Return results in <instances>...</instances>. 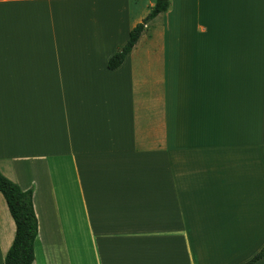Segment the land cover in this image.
<instances>
[{"label": "crops", "instance_id": "obj_1", "mask_svg": "<svg viewBox=\"0 0 264 264\" xmlns=\"http://www.w3.org/2000/svg\"><path fill=\"white\" fill-rule=\"evenodd\" d=\"M157 1L0 0V171L33 191L32 264L264 246V0H171L109 69ZM15 234L0 191V264Z\"/></svg>", "mask_w": 264, "mask_h": 264}, {"label": "trees", "instance_id": "obj_2", "mask_svg": "<svg viewBox=\"0 0 264 264\" xmlns=\"http://www.w3.org/2000/svg\"><path fill=\"white\" fill-rule=\"evenodd\" d=\"M171 0H158L153 11L130 33L126 44L119 48L108 60V68L116 69L125 60L140 38L145 24L162 12L168 11ZM0 191L4 195L16 223L14 241L5 256V264H32L35 259V242L38 236V220L33 203V191L21 187L0 171ZM264 257V246L242 264H255Z\"/></svg>", "mask_w": 264, "mask_h": 264}, {"label": "rangeland", "instance_id": "obj_3", "mask_svg": "<svg viewBox=\"0 0 264 264\" xmlns=\"http://www.w3.org/2000/svg\"><path fill=\"white\" fill-rule=\"evenodd\" d=\"M186 125H196V122L192 123L191 121H187V122H186ZM79 231H80V230H78V232H79ZM252 257H253V256H252ZM252 257H251V258H252Z\"/></svg>", "mask_w": 264, "mask_h": 264}]
</instances>
